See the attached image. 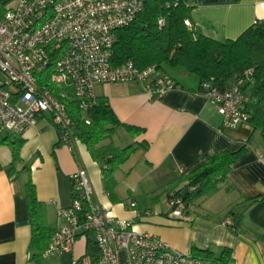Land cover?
Wrapping results in <instances>:
<instances>
[{"label":"crops","instance_id":"crops-1","mask_svg":"<svg viewBox=\"0 0 264 264\" xmlns=\"http://www.w3.org/2000/svg\"><path fill=\"white\" fill-rule=\"evenodd\" d=\"M187 2L194 34L219 41L236 39L264 19V0ZM15 3L0 0V14ZM174 80L180 88L160 98L149 96L139 82L94 86V97L106 98L121 123L144 129L133 137L118 127L111 138L114 145L148 143L113 170V200L104 190L101 168L86 145L78 140L72 152L61 144L47 113L38 116L20 136L23 143L16 161L11 147L0 144V264H93L86 253L87 235L78 236L70 251L48 258L41 255L31 260L28 250L31 224L26 183L34 185L37 200L45 205V222L55 230L63 223L58 212L70 205L71 178L80 168L90 179L93 201L115 218L131 221L136 232L156 235L183 253L210 249L218 254L227 249L229 264H264V138L248 122L224 127L221 115L200 91L197 76ZM240 149L242 153L218 191L196 199L193 213L187 207L186 221L168 219L169 196L183 188L180 179L184 173L202 165L206 155ZM164 192L166 213L147 211L151 203L159 201L156 195ZM215 196L223 199L221 206H205L206 199ZM127 200L136 206L130 207ZM230 209L233 214L241 211L236 228L223 224L231 218ZM118 264H126L123 252L118 254Z\"/></svg>","mask_w":264,"mask_h":264},{"label":"built area","instance_id":"built-area-1","mask_svg":"<svg viewBox=\"0 0 264 264\" xmlns=\"http://www.w3.org/2000/svg\"><path fill=\"white\" fill-rule=\"evenodd\" d=\"M145 0H16L0 14V132L21 136L38 116L49 114L59 142L75 152L78 139L67 113L66 101L76 100L80 111L94 98V86L116 82H139L151 97L160 98L180 88L156 65L137 67L132 60L111 64L116 30L128 26L142 11ZM164 20L158 19L162 26ZM185 25L192 29L189 20ZM251 71L246 70L226 88L210 82L204 94L222 117V125L235 128L247 122V95L241 89ZM42 74L47 83H39ZM55 86L58 91L51 89ZM88 123L87 120H85ZM71 202L58 212L63 223L53 232L42 253L45 258L70 251L77 237L93 234L99 250L95 264H222L183 253L158 236L139 233L131 221L115 218L92 199V186L84 168L73 174ZM135 207L136 203L127 200ZM168 219L186 221L180 197L168 201ZM149 215V212H146ZM233 227L231 218L223 221ZM73 264H77L76 261Z\"/></svg>","mask_w":264,"mask_h":264},{"label":"trees","instance_id":"trees-1","mask_svg":"<svg viewBox=\"0 0 264 264\" xmlns=\"http://www.w3.org/2000/svg\"><path fill=\"white\" fill-rule=\"evenodd\" d=\"M190 11L187 0H145L142 11L134 20L116 30L111 64L118 66L132 60L139 68L156 65L165 72L169 68H183L198 77L202 93L206 82L224 89L250 70V75L241 86L248 98L245 104L249 116L247 122L259 130L264 138V19L254 22L236 39L219 41L194 34L193 27L189 30L185 20H189L193 26ZM160 18L164 20L162 26L158 25ZM48 79V75L42 74L39 83H47ZM51 89L55 94L58 91L55 86H51ZM66 109L75 126L73 135L86 145L92 159L100 166L104 190L113 200V170L138 147L146 148L148 143L141 141L119 147L112 142V135L118 127L133 137L144 132V129L121 123L104 97H94L84 112L79 110L76 100L70 99L66 101ZM106 139L110 141L104 143ZM22 143L20 136L0 132V144L11 147L13 161L19 158ZM242 151L206 155L202 165L181 176L183 188L169 196V200L180 197L187 210L196 199L213 195L218 191L219 184L226 180L231 165ZM183 189L186 192L181 196ZM26 197L31 224L28 250L33 260L42 255L55 230L45 222V205L37 200L31 181L26 183ZM229 214L236 228L241 211L233 214L230 209ZM86 235V253L95 264L99 250L91 233ZM194 255L222 264L230 263L227 249H222L218 254L210 249L195 250Z\"/></svg>","mask_w":264,"mask_h":264},{"label":"rangeland","instance_id":"rangeland-1","mask_svg":"<svg viewBox=\"0 0 264 264\" xmlns=\"http://www.w3.org/2000/svg\"><path fill=\"white\" fill-rule=\"evenodd\" d=\"M167 72L173 78L175 77V78L181 79V77H183V76L189 77V78H191V77L196 78V75H194L193 73H189L185 69L179 68V67L169 68V69H167ZM2 78H4V77L0 74V79H2ZM169 192H170V190L168 189L166 191V193H169ZM166 193L165 192L163 194L158 193L155 198L158 199L159 201H155V202L151 203V206H149L147 211H149L150 213H152L151 211L157 212L160 214L166 213V211L168 209L167 206L165 205ZM205 202H206L205 206L219 207V206H221L223 199L221 197L215 196V197L207 198ZM189 210L191 213H193L196 210L195 205L194 204L191 205Z\"/></svg>","mask_w":264,"mask_h":264},{"label":"water","instance_id":"water-1","mask_svg":"<svg viewBox=\"0 0 264 264\" xmlns=\"http://www.w3.org/2000/svg\"><path fill=\"white\" fill-rule=\"evenodd\" d=\"M185 192H186V189H183L180 195L181 196L184 195Z\"/></svg>","mask_w":264,"mask_h":264}]
</instances>
